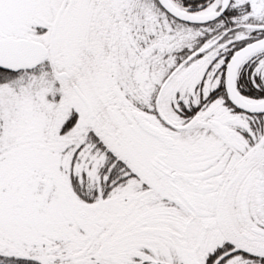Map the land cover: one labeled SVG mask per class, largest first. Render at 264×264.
I'll use <instances>...</instances> for the list:
<instances>
[{"label":"snow or ice","instance_id":"snow-or-ice-1","mask_svg":"<svg viewBox=\"0 0 264 264\" xmlns=\"http://www.w3.org/2000/svg\"><path fill=\"white\" fill-rule=\"evenodd\" d=\"M0 264H264V0H0Z\"/></svg>","mask_w":264,"mask_h":264}]
</instances>
